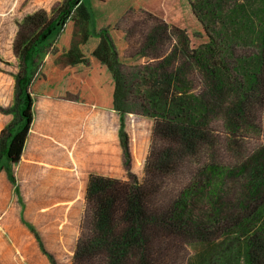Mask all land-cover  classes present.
Listing matches in <instances>:
<instances>
[{"label": "trees", "instance_id": "obj_1", "mask_svg": "<svg viewBox=\"0 0 264 264\" xmlns=\"http://www.w3.org/2000/svg\"><path fill=\"white\" fill-rule=\"evenodd\" d=\"M95 1L61 0L49 13L36 10L18 24L12 52L22 67L15 74L14 117L0 130V169L2 159L15 163L20 158L32 120V94L116 111L126 166L123 115L137 102L141 114L152 119L142 176L128 172L123 180L89 177L71 264H182L177 257L187 243L216 234L237 239L244 234V264H264V203L228 224L220 208V185L229 171L220 150L237 144L243 130L256 128L264 110V85L262 76L257 77L264 65L263 14L256 33L259 56L252 61L245 77L247 90L242 91L230 83L223 62L224 33L217 27L239 20L248 35L247 11L239 0H185L199 24L193 30L200 42L181 60H175L174 49L156 53L135 75L123 69L126 42L121 39L134 30L127 23L135 22V12L147 14L145 0H99L98 6ZM151 19L155 24L148 23L139 33L143 45L154 49L166 23L159 20V25L156 15ZM121 20L125 21L118 25ZM48 33L55 36L51 57L31 70ZM192 67L207 82L193 76L201 80L204 91L199 94ZM212 113L226 117L230 140L213 129ZM202 146L212 153L199 170L193 169L191 162ZM50 262L56 264L51 257Z\"/></svg>", "mask_w": 264, "mask_h": 264}, {"label": "crops", "instance_id": "obj_2", "mask_svg": "<svg viewBox=\"0 0 264 264\" xmlns=\"http://www.w3.org/2000/svg\"><path fill=\"white\" fill-rule=\"evenodd\" d=\"M14 83L13 75H0V130L12 119L7 110ZM31 97L32 120L20 158L15 163L1 161L0 264H52L50 257L56 264H68L79 235L89 177L124 179L128 172L141 177L139 164L148 144L128 141L131 162L126 166L116 111L43 95ZM129 116L123 118L130 136ZM137 120L150 124L144 117Z\"/></svg>", "mask_w": 264, "mask_h": 264}, {"label": "rangeland", "instance_id": "obj_3", "mask_svg": "<svg viewBox=\"0 0 264 264\" xmlns=\"http://www.w3.org/2000/svg\"><path fill=\"white\" fill-rule=\"evenodd\" d=\"M81 1L85 3V0ZM239 1L245 7L244 10L247 11L245 12L246 21L244 25L249 28L248 35L243 32L244 29L239 20L229 22L226 20L222 26L217 27L224 33V42L221 44L225 49L223 62L231 76L230 83L232 87L237 88L236 90L245 91L247 90L245 77L252 70V61L254 62L255 56L259 54L260 50L256 33L260 27L259 17L262 14L264 16V12L261 10L262 8L264 9V3L263 0ZM59 2L60 0H0V75L10 74L15 78V74L20 69L19 67H22L20 59L16 58L12 52V43L18 31V24L22 22L24 17L36 10H44L49 13ZM144 3L147 14L135 12L133 17L135 22L127 23V26L130 28L134 27V30L127 35L126 40L125 38L121 39L126 42L124 47L126 51L123 54L125 67L123 69L128 75H135L136 70L138 71L141 65L159 52L167 53L174 49L175 60H181L191 52L192 48H196V45L200 42L197 33L193 30L198 22L192 16L185 0H145ZM95 5H100L99 0L95 1ZM154 15L157 16L158 24L160 23L159 20H163L166 23V32L163 31L164 37L160 39L159 46L153 49L148 47V45H143V37L139 32L144 27H147L148 23L155 24L153 22L154 19H151ZM124 21L121 20L118 25L123 24ZM52 34H47L37 53L33 56L35 64L33 68L31 64L29 65L31 70L39 68L43 61L51 57V44L55 37ZM132 54L136 56V59L129 60L127 56ZM243 61L246 62L242 64ZM246 66H250V68L248 69ZM190 74L193 80H195L193 76L204 80L198 71L195 70V67L191 68ZM261 76L264 85V65L261 74L257 75V77ZM201 80H195L196 84L194 83L195 87L197 85L199 87L196 88L199 91L197 92L198 94L200 91H204L202 90V84H199ZM206 83L204 84L205 90L209 91V85ZM225 86L227 87V85ZM209 98L210 96L207 97V99ZM13 102L12 100V104ZM8 108L7 111L13 119L12 106ZM2 111L4 112L5 110L2 109ZM141 113L142 111L137 102L136 105L127 106L125 114H130L132 117L129 116L127 125L130 136L125 130L123 118L122 132L129 154V164L131 162V153L129 151L130 148H128V141L134 145H139L143 141L145 147L147 144L149 146L150 142L152 119ZM260 115L256 128L252 127L243 130L241 132L243 136L238 135L236 138L237 144L225 145L223 150H220L222 151L220 152L222 153V161L228 167L226 169L229 170L220 185L221 215L226 224L230 223L234 217H244L253 207L264 203V187L254 190L256 183L264 186V110L260 112ZM141 117L148 119L150 124L146 121L137 120L141 119ZM210 117L213 129L218 132L220 138L227 137L230 140L231 133H228L229 128L227 127L226 117L222 114L215 115L214 113ZM208 153H212L208 147H199L194 163L193 161L191 162L194 165L193 169L199 168L205 162L204 160ZM143 162L139 164L141 170H143ZM176 180L178 179L174 181ZM238 236L240 237L239 239L235 238L237 237L236 235L234 237V235L216 234L213 238L205 241L195 239L184 246V251L178 253L177 258L182 260V264H244V234ZM63 260L66 261V259ZM67 262L71 264V258L67 259Z\"/></svg>", "mask_w": 264, "mask_h": 264}]
</instances>
